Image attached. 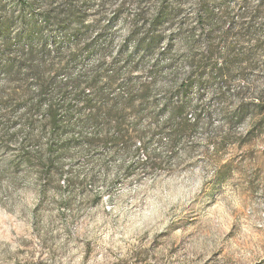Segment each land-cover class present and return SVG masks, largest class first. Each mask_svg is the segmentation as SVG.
Instances as JSON below:
<instances>
[{
  "label": "rangeland",
  "instance_id": "rangeland-1",
  "mask_svg": "<svg viewBox=\"0 0 264 264\" xmlns=\"http://www.w3.org/2000/svg\"><path fill=\"white\" fill-rule=\"evenodd\" d=\"M53 1L0 0L11 36L31 7L55 15L70 0ZM159 1L89 0L85 21L105 55L84 41L49 56L44 78L71 80L60 92L41 88L46 102L35 80L0 74V264H264V50L248 52L238 18L256 1L211 4L224 18L209 26L201 83L189 67L199 48L191 53L179 34L203 33L195 0L170 1L161 21ZM149 38L154 52L135 53ZM48 102L57 119L93 121L59 129L51 162Z\"/></svg>",
  "mask_w": 264,
  "mask_h": 264
},
{
  "label": "trees",
  "instance_id": "trees-1",
  "mask_svg": "<svg viewBox=\"0 0 264 264\" xmlns=\"http://www.w3.org/2000/svg\"><path fill=\"white\" fill-rule=\"evenodd\" d=\"M51 3L54 2L50 0ZM84 1V2H83ZM170 1L172 0H160L158 3V20L161 21V18L168 17L170 15ZM178 2L179 0H175ZM256 4L254 8L251 9L249 7V2L245 1L242 4V12L238 14V18L242 17V29L244 32L242 33L243 36H248L245 39V42L248 43V52H252L253 48L256 47L257 49L261 48L264 50V0H254ZM19 3L25 4L26 0H18ZM89 0H82V6H78L74 4L73 0L67 2L65 7L62 10L53 14L54 9L48 10H37L34 7H31L28 11V14L24 12L20 15V22H19V30L17 34L11 36L10 34V24L11 20L10 17H4L0 14V74L6 72L7 74H13V76H19V80H22L23 84L25 85L28 79H32L36 81V91L41 92V96L38 98V103H41L42 100L45 102L50 100L48 97H45L46 91H41V88L47 90L48 87L55 84L57 87L54 89L57 92H60L61 89H67L69 85V81L66 80L64 82H55L56 76L53 74L52 76L48 75L47 78H44L43 66L47 63V58L49 56L56 58L57 56H61L63 52H68L67 50L71 47L77 46L81 42H86V46L81 47V49H85L90 53H96L100 57L105 55V51L100 48L99 37L98 36H90L91 30L95 28V23H86L85 21V9ZM215 0H195L194 6L196 8V17L198 22H200V26L202 28L203 33L200 35H195L192 28L187 31H178L180 36L183 38V42L188 48V50L192 53L196 48H199V59L192 58L189 67L191 70L199 71L197 76V82H203V73L205 69H207V65L210 58V46L211 40L209 35V26L216 22L217 20H223L224 17L216 16L211 11V4L214 3ZM31 6V5H30ZM140 11L134 15V21H136L140 16ZM259 18V22H257ZM72 24H75L72 26ZM54 28V33L46 34V30ZM187 32V33H186ZM85 44V43H84ZM158 44V39L149 38L148 40L140 39L136 42L135 53L140 52L139 54L143 55L144 57L152 54L154 52L155 47ZM251 50V51H250ZM256 50V49H255ZM124 50H119V53L123 54ZM71 53V52H70ZM243 54V53H242ZM249 54L253 53H246L245 56L242 55V60L249 61L251 57ZM72 55H74L72 53ZM248 59V60H247ZM111 71L112 73L115 72L113 64L116 61L112 59L111 62ZM103 63H99L97 67L100 69L103 68ZM250 64L242 66V74L244 72L249 71L252 69ZM29 69H33L30 73L26 72ZM14 71V72H13ZM156 68L155 65L149 71L151 74H155ZM34 73V74H31ZM115 77V75H114ZM75 84V81L71 82ZM77 84V83H76ZM94 84V82H92ZM40 86V87H39ZM189 86V82L187 79H184V85L181 89L180 96L177 97L176 102H180L183 100L182 93L185 94L187 88ZM242 88H245L243 85ZM128 84L127 82L123 84V93L126 96L129 94L128 91ZM184 89V90H183ZM246 89V88H245ZM243 90V89H242ZM39 92V93H40ZM264 92V89H263ZM242 98H246L245 93L242 91ZM254 106H260L261 98L258 96L252 97ZM71 101V99L69 100ZM70 103V102H69ZM182 107H184L185 103L182 101ZM47 111L44 113L45 115L51 114L53 119H50V140L48 149L51 151L52 149V141L54 135L59 132V129H62L63 126L66 128H84L86 125H92L93 121L90 119H79L73 121V119H57V110L53 108V105H50L48 102ZM249 104L244 102L242 99V109L246 108ZM59 106V105H58ZM264 110V105L261 106ZM66 113L71 112V107L65 108ZM243 111V110H242ZM50 116V115H49ZM66 121L65 125L64 122ZM177 129L174 131L175 133L185 131L183 126L180 128L181 124L175 123ZM170 135H173L172 130H168ZM119 135L120 132H117ZM59 134V133H58ZM71 140V139H70ZM87 142V141H86ZM89 143L87 142L86 145ZM51 152H48L45 159L51 162L50 155ZM43 158V155L41 156Z\"/></svg>",
  "mask_w": 264,
  "mask_h": 264
}]
</instances>
